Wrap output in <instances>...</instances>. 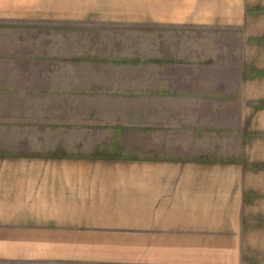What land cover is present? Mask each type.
I'll use <instances>...</instances> for the list:
<instances>
[{"label":"rangeland","instance_id":"obj_1","mask_svg":"<svg viewBox=\"0 0 264 264\" xmlns=\"http://www.w3.org/2000/svg\"><path fill=\"white\" fill-rule=\"evenodd\" d=\"M103 4H0V174H234L240 264H264V0L156 28Z\"/></svg>","mask_w":264,"mask_h":264},{"label":"crops","instance_id":"obj_2","mask_svg":"<svg viewBox=\"0 0 264 264\" xmlns=\"http://www.w3.org/2000/svg\"><path fill=\"white\" fill-rule=\"evenodd\" d=\"M59 1L81 0L0 4ZM212 1L99 0L102 19L153 28L199 26L220 9ZM65 7L44 18L75 19ZM238 189L234 174H0V264H240Z\"/></svg>","mask_w":264,"mask_h":264}]
</instances>
